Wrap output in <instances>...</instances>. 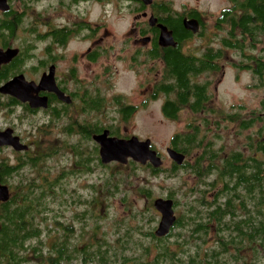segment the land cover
<instances>
[{
    "label": "flooded vegetation",
    "instance_id": "af4514ba",
    "mask_svg": "<svg viewBox=\"0 0 264 264\" xmlns=\"http://www.w3.org/2000/svg\"><path fill=\"white\" fill-rule=\"evenodd\" d=\"M98 4L112 10L101 20L92 19ZM113 11L124 22L120 45L112 41L115 33L105 20ZM163 28L172 37L171 45L161 42ZM172 53L196 68L187 76L205 90L207 100L199 101L204 109L212 107L215 77L220 84L232 77L243 83L255 108L247 110L245 100L231 104L228 112L219 107L222 120L264 126V0H0V136L17 138L27 147L0 144V187L10 192V199L0 202V216L33 187H47L50 193L53 186L64 188L70 178L86 180L97 171L103 172V186L110 184L111 167L126 165L104 164L95 137L105 132L121 140L133 137L124 135L121 125L152 106L173 122L189 125L208 118L204 109L192 112L197 102L192 96L181 103L177 77L167 61ZM116 63L136 75V97L116 90ZM168 74L176 109L170 117L164 112L168 99L161 94ZM43 77L53 78L55 90L52 79L38 88ZM37 99L47 107H34ZM188 125L168 147L186 157L182 165L171 161L170 169L177 172L188 161L194 163L179 151L176 138L188 132ZM71 145L83 149L78 161L84 159V166H77L73 155L68 165L49 163L61 151L68 154ZM81 168L89 172H75ZM64 209L61 203L62 231Z\"/></svg>",
    "mask_w": 264,
    "mask_h": 264
},
{
    "label": "trees",
    "instance_id": "16d2710c",
    "mask_svg": "<svg viewBox=\"0 0 264 264\" xmlns=\"http://www.w3.org/2000/svg\"><path fill=\"white\" fill-rule=\"evenodd\" d=\"M167 61L177 77L181 103L185 104L190 95L197 101L191 108L192 112L202 111L204 107L199 101L207 100L205 90L192 85L187 76L196 68L193 69L190 63L175 53L170 54ZM171 75H165L161 85V94L168 99L164 107L168 117L173 116L176 110L170 101L173 90ZM204 110L208 117L217 116L220 120L221 115L214 108ZM224 122L238 125L240 135L254 127L251 123L238 124L228 119ZM213 127L217 133L213 132ZM188 129L186 134L176 137L180 142L179 151L194 160L193 165L189 161L184 164L183 172L197 176L200 183L199 187H191L190 192L187 190L185 193L187 198L191 195L193 199L187 203L186 212L181 217L177 216V222L168 236L157 238L154 231L144 233L143 236L149 238L153 245L146 248L140 246V253L131 258L126 255L129 245L122 236L110 254L106 249L108 243L100 237L98 227L92 228L90 237L85 236V227H82L80 238L74 235V222L85 221L87 213L73 212L63 231L59 229L57 216H54L56 222L53 228L49 227V216H46L49 212L45 215L48 207L43 202V198L49 195L43 191L39 199H32L30 204L26 203L24 196L15 205L5 208L0 216V264H258L264 259V126L245 136L246 144L242 150L232 149L230 152L216 147L220 140L221 120H193ZM70 151L77 166H84V159L78 161V157L83 158V149L71 145ZM119 168L128 171L144 169L152 176L166 173L168 177H178L180 173L176 167L155 170L152 166L144 167L129 161L126 166L111 167L113 179L118 175ZM75 172L89 171L81 168ZM108 185L102 189L91 185L88 189L112 196L114 193L106 190ZM139 193L147 200L152 198V191L148 188H141ZM65 195H70L67 189ZM75 196H72V202L69 201L71 203L66 202L70 207H89L92 203ZM175 196L173 192L168 194V198L175 202V209H178L181 202ZM95 202L91 206H96ZM70 207L66 209L70 210ZM36 212L41 216L44 227L38 225ZM212 237L214 239L209 241Z\"/></svg>",
    "mask_w": 264,
    "mask_h": 264
},
{
    "label": "rangeland",
    "instance_id": "374dc122",
    "mask_svg": "<svg viewBox=\"0 0 264 264\" xmlns=\"http://www.w3.org/2000/svg\"><path fill=\"white\" fill-rule=\"evenodd\" d=\"M180 2H188L194 0H178ZM41 6V5H40ZM95 10V16L92 19L98 18V20L104 19L105 11L106 14L111 13V8L104 7L100 4L97 5ZM112 17H107L105 20L109 21L108 27L112 29L115 33V38L112 41H117L120 45L122 38L124 26L123 19L118 17L116 12H112ZM120 26V28L118 27ZM121 26H123L121 28ZM119 74L117 75L114 82L116 83V90L123 93H128L130 97H136L139 91L138 79L133 73H128L124 67V63H116ZM218 78L215 77L216 82H214L211 90L213 94L212 108L219 111V107H224L228 112L231 109L229 106L233 103H238L239 100L249 101L247 102V110H252L255 108V104L250 103L251 94L247 92L243 83L237 84L233 81L232 77L225 80L222 84L218 82ZM142 113V114H141ZM138 113L130 123L126 125H121V131L124 135L137 136L141 140L150 139L154 149L161 154L163 158L165 169H170L171 160L168 158L166 149L169 147L172 137L176 133H184L186 126L188 125L185 121L173 122L166 119L164 116L159 115L155 108L150 107L148 110ZM209 119L213 121L221 120V129L218 134L220 135V140L216 143V147H222L226 152H230L232 149L242 150L246 144L245 136L251 133H255L259 126L254 127L246 131L244 134H239L238 125H232L224 122L221 117L220 120L217 116H209ZM216 130L213 127V132ZM215 133H217L215 131ZM73 140H71L72 143ZM72 154L69 151L68 154H64L61 151L54 160L49 161V163L58 165H68L71 162ZM57 168V167H56ZM55 174V170L52 171ZM111 173V171H110ZM122 174V175H121ZM111 173V184H109L106 190L110 189L114 194L108 196L105 194H100L99 192L93 193L92 190L85 188L86 184L97 185L100 189L103 188L105 179L103 172L97 171L96 174L90 175L85 180H77L70 178L65 182V188L51 186L53 191L47 194L49 195L43 198V202L48 207L45 211V215L48 213L49 219L47 224L49 227L53 228L56 220L54 216L59 218L61 215V203H64V221L67 224L71 220L73 212L77 214L87 213L86 220L74 222V235L80 238L82 233V227H85L87 234L85 236H91V230L93 227H98L100 237L104 238L107 243L108 252H112L116 249L115 244L117 240H122L128 243L129 249L128 257L137 256L135 254L140 253V246L146 248L152 246V241L143 236L144 233L149 231H155L158 227L161 215L153 207L154 200L158 198L166 199L168 194L173 192L177 199L180 200L181 206L175 209L176 216H182L186 212V205L191 200V195L187 198V193L190 188L199 187L200 181L197 176L190 173L181 171L178 177H168L166 173H161L160 176H152L148 171L144 169L126 170L124 168H119L118 175L113 179ZM101 177V178H99ZM124 179V181H119ZM120 182V183H119ZM110 186V187H109ZM148 188L152 191V198L147 200L143 195L139 193L141 188ZM32 191L27 192L24 196L26 197V203L32 201V199H39L38 197L42 195L41 192L44 189L31 188ZM66 189L70 195H65ZM76 191V193H75ZM77 197H82L86 201L94 202L96 201V206H82L77 205L76 207H70L66 202L73 199V195ZM23 196V197H24ZM75 196V198H76ZM193 199V198H192ZM41 201V200H40ZM72 202V200H71ZM69 202V203H71ZM70 207V210L66 209ZM74 208V209H73ZM37 213V220L39 226L44 227V223L41 222V216ZM150 219L152 221H150ZM177 231L175 230L174 233ZM214 237L210 238L212 241ZM195 242V241H194ZM193 242V243H194ZM83 243V242H82ZM258 264H264V259L259 261Z\"/></svg>",
    "mask_w": 264,
    "mask_h": 264
},
{
    "label": "water",
    "instance_id": "95a60500",
    "mask_svg": "<svg viewBox=\"0 0 264 264\" xmlns=\"http://www.w3.org/2000/svg\"><path fill=\"white\" fill-rule=\"evenodd\" d=\"M161 42L163 45L172 44V37L164 28L161 36ZM48 79H52V90H55L56 87L52 77H43L38 88L43 89L44 84L48 83L46 82ZM33 106L47 107V102L37 99L35 100ZM95 141H97L101 147L100 157L104 164L119 163L126 165L129 161H133L143 166L149 163L155 170L162 168L164 165V161L161 156L152 148V141L150 139L141 141L138 137L133 136L129 139L121 140L118 138H111L109 137V133L105 132L102 136L95 137ZM0 144L13 146L17 150L27 149V147L20 144L17 138H12L6 134L0 136ZM166 153L168 158L177 165H182L185 161V155L177 153L171 148H168ZM9 199V189L0 187V202H7ZM174 205L175 202L171 198H158L154 200L153 207L161 215L158 227L154 231V235L157 238H165L174 228L177 222Z\"/></svg>",
    "mask_w": 264,
    "mask_h": 264
}]
</instances>
